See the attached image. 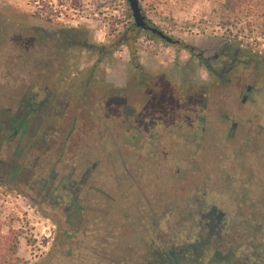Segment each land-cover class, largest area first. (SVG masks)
Instances as JSON below:
<instances>
[{"label":"rangeland","instance_id":"374dc122","mask_svg":"<svg viewBox=\"0 0 264 264\" xmlns=\"http://www.w3.org/2000/svg\"><path fill=\"white\" fill-rule=\"evenodd\" d=\"M139 1L180 43L127 0H0L2 232L27 264H264L263 1ZM192 46L241 57L207 86Z\"/></svg>","mask_w":264,"mask_h":264},{"label":"trees","instance_id":"16d2710c","mask_svg":"<svg viewBox=\"0 0 264 264\" xmlns=\"http://www.w3.org/2000/svg\"><path fill=\"white\" fill-rule=\"evenodd\" d=\"M261 3L264 6V0ZM245 0H228L227 6L234 10L241 8L242 5H246ZM150 22V21H149ZM136 35H140L142 32H148V30L139 28L135 25L134 21H131L130 25ZM150 32V31H149ZM152 33V32H151ZM153 34V33H152ZM155 35V34H154ZM124 41L123 43H125ZM14 126L13 121L7 122V126ZM17 127V126H16ZM3 224L0 222V264H27V261L18 255L21 237L23 231L21 229L10 228L7 233L2 232ZM206 246L203 243H197L192 247V250L196 253H200ZM182 254V253H181ZM178 253L174 256L176 262H182V255Z\"/></svg>","mask_w":264,"mask_h":264},{"label":"flooded vegetation","instance_id":"af4514ba","mask_svg":"<svg viewBox=\"0 0 264 264\" xmlns=\"http://www.w3.org/2000/svg\"><path fill=\"white\" fill-rule=\"evenodd\" d=\"M178 43H180V41ZM190 51H191V56L196 57L197 61L199 63H201V67H205L207 70V80L203 81L206 83L207 86H208V84L213 83V78L215 75V66L219 65L220 68L223 69V71L220 73L219 77H222L225 73H228L229 70L231 69V66L226 65V59H224L225 57H231L232 62L236 61L237 57H241L239 49H236L235 52L231 54L228 52L227 47H224L222 49H220V47H219L217 53L212 57L206 55V51H210L209 48L197 49L196 46H192L190 48ZM185 72H186V70H185ZM185 72L182 76H187V72L186 73ZM189 72H190L189 73L190 81H195L197 84L202 83L201 79L197 80V79L193 78L192 70H190ZM248 90L251 92L252 87L249 86ZM202 92H205V91L203 90ZM250 92L244 94V96H243V99L245 98L244 102L247 101ZM171 264H179V263L175 262V263H171Z\"/></svg>","mask_w":264,"mask_h":264},{"label":"water","instance_id":"95a60500","mask_svg":"<svg viewBox=\"0 0 264 264\" xmlns=\"http://www.w3.org/2000/svg\"><path fill=\"white\" fill-rule=\"evenodd\" d=\"M127 1L132 11L134 23L137 27L148 30L169 43L177 44L179 42V40L173 39V37L166 34L162 30H160L158 27L150 24L149 20L147 19L146 15L143 12V9H142V6L139 0H127ZM242 101L244 102L245 98L242 99Z\"/></svg>","mask_w":264,"mask_h":264}]
</instances>
